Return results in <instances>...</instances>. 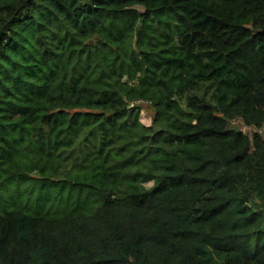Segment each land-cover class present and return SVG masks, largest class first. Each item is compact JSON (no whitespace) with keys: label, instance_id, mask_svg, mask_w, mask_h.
I'll return each instance as SVG.
<instances>
[{"label":"trees","instance_id":"obj_1","mask_svg":"<svg viewBox=\"0 0 264 264\" xmlns=\"http://www.w3.org/2000/svg\"><path fill=\"white\" fill-rule=\"evenodd\" d=\"M235 120L264 127V0H0V264H264Z\"/></svg>","mask_w":264,"mask_h":264},{"label":"rangeland","instance_id":"obj_2","mask_svg":"<svg viewBox=\"0 0 264 264\" xmlns=\"http://www.w3.org/2000/svg\"><path fill=\"white\" fill-rule=\"evenodd\" d=\"M144 107V112L141 115V121L146 125H152V117L154 115V112L151 110V108L148 105H141ZM230 128L239 130L245 134H247L249 137L253 138L255 134H259L264 138V127L258 129L253 126H247L242 120H235L230 123ZM213 259L215 262L217 261L219 263V258L214 256Z\"/></svg>","mask_w":264,"mask_h":264}]
</instances>
